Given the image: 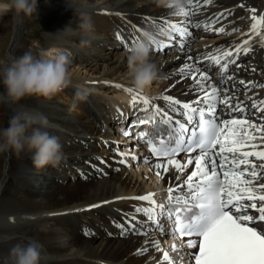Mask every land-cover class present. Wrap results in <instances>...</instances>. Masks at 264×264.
Masks as SVG:
<instances>
[{
    "label": "bare ground",
    "instance_id": "obj_1",
    "mask_svg": "<svg viewBox=\"0 0 264 264\" xmlns=\"http://www.w3.org/2000/svg\"><path fill=\"white\" fill-rule=\"evenodd\" d=\"M200 3L199 12L189 18L190 30L197 37L190 45V51H181L167 35L156 36L157 28L145 18H153L158 23L165 20L178 23L182 19L171 9L158 6L156 0H37L38 11L31 17L16 18L14 15L10 28L6 15L2 16L0 66L25 52L38 59H54L61 49L67 47L71 84L48 99L31 96L25 98L27 103L0 102V108L12 115L24 111L43 113L52 125L47 130L57 136L61 144L58 163L39 170L34 167L31 153L27 151L19 155L14 151L0 153L4 155L0 167V264H10L9 254L14 246H26L32 240L42 245L40 264H159L163 251L153 248L151 240L158 241L160 248L168 251L164 241V237L169 236L167 228L165 234L152 231L148 235L132 232L121 235V229L116 226L119 223L127 227L124 214L133 213L137 206H148L144 201L118 197H138L152 192L154 199L160 203L161 191L154 185L157 178L147 171L149 166H143L144 158L135 161L124 153L128 144L122 131L121 137L114 140L110 133L119 118L122 117V123L127 127L133 116L128 110L133 106L132 94L125 89H134L140 96L157 98L149 102L146 113H153V106L164 107L166 102L161 98L164 95H171L181 102L193 101L197 96L189 88L193 80L177 76L178 70L186 64L203 60L208 54H217V48L234 49L235 44L248 39L245 33H249L253 23L250 9H257V17L264 14V0H214L207 5L200 0ZM241 4L244 7H240ZM189 7L187 4L185 8ZM222 12L224 17L219 15ZM83 15L91 17L93 27L89 34H83L77 27ZM217 20L207 30L195 27ZM35 23L47 27L42 30V40L39 41L40 48H44L42 57H39L37 49L26 47L25 37L22 38L25 35L22 34L24 26ZM220 27L225 28L224 33L216 31ZM8 28L10 34L3 35ZM233 28L239 31L233 32ZM137 29L151 31L158 43H172L164 54L156 51L158 43L153 45L151 56L160 70V78L144 91L132 86L127 63L129 49L136 43L131 38L141 37ZM118 32L128 40L126 45L117 39ZM261 32L264 34V24L261 25ZM259 39L254 36L250 41L252 50L247 55L241 53L236 64L228 66L227 75L231 79L222 85L218 66L211 68L209 75L212 82L219 86V99L223 101L230 97L233 107L239 103L244 108L241 113L230 109L226 103H219L218 112L222 120L247 119L264 125V110L252 108L255 101L259 108L264 109V105L259 103L264 100V87L253 86L264 85V47L260 46ZM84 40L89 42L83 43ZM188 56L192 57L191 61L187 60ZM203 62L205 65L208 63L207 60ZM241 80L244 84L240 83ZM117 84L121 87H115ZM4 91L2 89L0 94ZM78 91L87 92V98L75 100ZM139 103L144 109L145 105L142 102L136 104ZM136 109L140 112V108ZM252 143L258 141L248 142L241 152L251 151ZM256 150H264V145ZM227 155L231 159L232 154ZM9 156L15 158L13 168L10 167ZM124 158L126 163H120ZM177 159L186 163L187 156ZM249 161L248 165L242 164L240 170L247 167L251 171L255 164L264 176V169L260 168L264 161L256 157H249ZM193 168L194 162L181 179ZM169 169L165 179L160 178L166 191L171 183L169 178L180 175L172 166ZM152 171L156 173L157 170L152 167ZM10 174L17 182L16 189L23 193L15 198L2 195ZM245 178L249 177L246 175ZM258 182L264 183V179ZM90 205L100 206L89 209ZM145 219L143 215L137 216V220ZM258 226L264 229V222ZM85 230L92 234L86 236ZM26 239L30 241L24 243ZM145 241L149 243L145 244ZM141 247H147L148 251L137 255V249Z\"/></svg>",
    "mask_w": 264,
    "mask_h": 264
},
{
    "label": "snow or ice",
    "instance_id": "obj_2",
    "mask_svg": "<svg viewBox=\"0 0 264 264\" xmlns=\"http://www.w3.org/2000/svg\"><path fill=\"white\" fill-rule=\"evenodd\" d=\"M213 2L214 0H203L205 5ZM187 4L189 8L173 13L182 17L178 23H170L167 20L158 23L153 18H145L157 28L156 36L167 35L169 41L175 43L181 51H190L191 43L197 38L190 30L192 25L189 18L198 13L201 7L200 0H188ZM240 7L244 5L241 4ZM225 11L231 14L230 10ZM250 11L253 13L251 16L253 23L249 33H245L248 39L235 44L232 50L217 48L215 50L217 54H208L203 58L208 61L206 65L203 60H200L197 63L184 65L176 73L179 77H190L193 80L189 86L191 92L197 93L193 101L181 102L171 95H164L161 98L166 105L153 106L154 133L152 138L146 141L153 157L157 158L153 162V168L157 170L156 175L161 179H165L169 173V166L180 173L169 178L171 183L167 187L166 203H157L154 199L155 194L152 192L138 197H118V199L144 201L148 204V206L135 207L133 213L124 214L127 227L119 223L116 225L121 229V235L129 232L135 235H148L152 231L165 234V222H167L170 225L167 235L170 237H190L185 241V246L187 249H198L196 252L189 253L195 264H264V229L257 227L260 222H264V183L258 182L264 179V176H261L255 164L252 165L251 171L247 167L240 170L242 164L250 163L249 157L264 161V150H256L260 145H264V125H257L247 119L222 120L218 112L219 103H226L230 109L239 110L241 113L244 112V108L239 103L233 107L230 97L221 101L219 86L212 82L209 75L211 68L218 66L222 85L227 79H231L227 75L228 66L236 64L241 53L247 55L252 50L250 41L254 36L260 38V46L264 47V34L261 32L264 14L257 17L255 7H252ZM219 15L224 17L225 13L222 12ZM216 22L218 20L204 25L197 24L195 27H203L207 30L211 28L212 23ZM137 31L142 34L144 30L137 29ZM216 31L224 33L225 28L220 27ZM232 31H239V29L233 28ZM116 35L123 44L128 43V40L119 32ZM131 39L136 43L139 40L138 37ZM157 43L156 39L154 45ZM171 46L172 43L160 41L156 51L162 53L164 49ZM187 60L191 61L192 57L188 56ZM240 83L244 84V81L241 80ZM249 83L252 82L249 81ZM253 86L264 87V85L255 84ZM115 87L119 88L121 85L117 84ZM125 91L132 94L133 106L137 102L145 105L142 111H147L149 102L157 99L140 96L131 88ZM224 91L226 92L227 89ZM259 103L264 105V100ZM252 108L257 111L264 110L259 108L255 101ZM173 114L182 119L175 118ZM148 122L141 120L140 124ZM159 124L166 125L168 131L158 132ZM254 133L261 135L257 136ZM124 135L128 136L129 132L125 131ZM145 135L142 133L141 138L143 139ZM250 141H258V143L251 144V151L241 152V149L247 147ZM193 153L195 155H192ZM229 153L232 154L231 159L227 155ZM119 154L124 156L123 153ZM181 154H187L186 163H181L177 159ZM132 159L137 158L132 157ZM119 162L126 163V158ZM145 162H149V158H145ZM193 162V170L182 180L181 176ZM260 168L264 169V164H261ZM246 175L249 178H245ZM99 206L90 205L89 209ZM249 209L255 210L259 215L249 214ZM138 215H143L146 219L137 220ZM84 234L87 236L92 233L85 230ZM148 243L149 241H145V244ZM151 246L157 251H163L159 264H174L169 252L162 250L158 241L151 240ZM147 251V247H141L137 249L136 254L144 255ZM172 251L177 252L180 249L173 245Z\"/></svg>",
    "mask_w": 264,
    "mask_h": 264
},
{
    "label": "clouds",
    "instance_id": "obj_3",
    "mask_svg": "<svg viewBox=\"0 0 264 264\" xmlns=\"http://www.w3.org/2000/svg\"><path fill=\"white\" fill-rule=\"evenodd\" d=\"M156 3L179 12L186 7L188 0H156ZM37 11V0H0V16L14 13L16 18L31 17ZM77 27L83 34L91 33V17L81 16ZM155 40L151 31L144 30L138 42L129 49L127 63L132 86L140 91L160 78V70L151 56ZM69 63L63 53L57 54L54 59H38L25 52L12 59L0 66V84L5 90L4 94H0V102L18 103L31 96L51 98L71 84ZM87 95V92L76 93L77 99L81 100ZM51 127L47 116L38 111L13 115L7 127L0 129V153L14 151L19 155L27 151L31 153L36 169L54 166L61 158V144L59 138L47 130ZM41 249L42 245L36 240L26 246H14L9 254L10 264H40Z\"/></svg>",
    "mask_w": 264,
    "mask_h": 264
},
{
    "label": "rangeland",
    "instance_id": "obj_4",
    "mask_svg": "<svg viewBox=\"0 0 264 264\" xmlns=\"http://www.w3.org/2000/svg\"><path fill=\"white\" fill-rule=\"evenodd\" d=\"M2 16H0V21L2 19ZM13 18H14V13H9V14L6 15V20L8 21L7 25L9 26V28H10V25H11L10 21ZM9 28H8L6 33H3V35L5 34L6 36H8L10 34ZM46 28L47 27L41 26L39 23H35L34 25H31V26L30 25L29 26L25 25L24 28H23L24 32L22 34L23 35L25 34V35L22 38L25 37L24 38L25 46L28 47V48L33 47L35 50L37 49L39 51L38 52L39 57H42V54L44 52L43 51L44 48H40L41 43L39 41L42 40V30H44ZM33 43H36V45H34ZM68 50L69 49H67V47H64L63 49L60 50V53H63L64 55H68V54H70ZM164 53H165L164 51L162 53L160 52V54H164ZM48 59H50V58H48ZM2 89H4V88H3L2 84H0V91ZM126 95L129 96L130 94H126ZM126 95H125V97H128ZM74 98H75V100H78L76 96ZM22 102L23 103H27L28 100L24 99V100H22ZM11 115L12 114H10L9 112L4 111L3 108H0V129H2L4 127H7L8 120L13 116V115L12 116ZM119 134H120L119 124L117 123L114 126V129L110 133L111 139L113 138V140H114V138H116ZM120 142H122V141H120ZM111 147H113L112 143H111ZM9 159H10V162H11L10 167L13 168L14 165L16 164L15 158L14 157L11 158V156H9ZM106 159L107 160H111L108 157H106ZM3 161H4V155L0 154V167L2 166ZM156 180L157 179H154V185L156 183ZM6 182L7 183H6V185H5L4 189H3V192H2L3 196H6L8 198H11V197L15 198L17 196H20V194H23L19 189H16L17 182H16V180L14 179V177L11 174L9 175L8 180ZM21 197H22V195H21ZM25 241H30V239L24 240V243H25Z\"/></svg>",
    "mask_w": 264,
    "mask_h": 264
}]
</instances>
